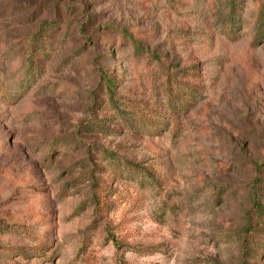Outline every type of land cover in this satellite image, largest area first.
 I'll return each instance as SVG.
<instances>
[{"label": "rangeland", "instance_id": "1", "mask_svg": "<svg viewBox=\"0 0 264 264\" xmlns=\"http://www.w3.org/2000/svg\"><path fill=\"white\" fill-rule=\"evenodd\" d=\"M260 4L0 0V264H264Z\"/></svg>", "mask_w": 264, "mask_h": 264}, {"label": "trees", "instance_id": "2", "mask_svg": "<svg viewBox=\"0 0 264 264\" xmlns=\"http://www.w3.org/2000/svg\"><path fill=\"white\" fill-rule=\"evenodd\" d=\"M255 14H256L257 24L261 29L264 26V5H262V4L258 5L256 8V11H255ZM185 104H187V102H185ZM134 169H136V170L131 171L133 177L142 176V175L146 174V172H143V169L136 168V167H134ZM103 183L104 182H100V184L97 186V188L102 189V187L105 186V184H103Z\"/></svg>", "mask_w": 264, "mask_h": 264}]
</instances>
